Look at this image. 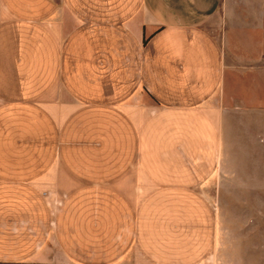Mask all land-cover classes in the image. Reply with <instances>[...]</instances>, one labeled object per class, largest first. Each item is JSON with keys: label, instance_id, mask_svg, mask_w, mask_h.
<instances>
[{"label": "crops", "instance_id": "crops-1", "mask_svg": "<svg viewBox=\"0 0 264 264\" xmlns=\"http://www.w3.org/2000/svg\"><path fill=\"white\" fill-rule=\"evenodd\" d=\"M0 264H264V0H0Z\"/></svg>", "mask_w": 264, "mask_h": 264}, {"label": "rangeland", "instance_id": "rangeland-1", "mask_svg": "<svg viewBox=\"0 0 264 264\" xmlns=\"http://www.w3.org/2000/svg\"><path fill=\"white\" fill-rule=\"evenodd\" d=\"M210 30L214 31V33H217V32H216V29L213 28V27H210Z\"/></svg>", "mask_w": 264, "mask_h": 264}]
</instances>
